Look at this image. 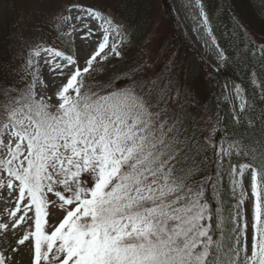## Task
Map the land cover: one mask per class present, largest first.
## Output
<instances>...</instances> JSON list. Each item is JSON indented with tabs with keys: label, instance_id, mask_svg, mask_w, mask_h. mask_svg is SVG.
I'll use <instances>...</instances> for the list:
<instances>
[{
	"label": "snow or ice",
	"instance_id": "1",
	"mask_svg": "<svg viewBox=\"0 0 264 264\" xmlns=\"http://www.w3.org/2000/svg\"><path fill=\"white\" fill-rule=\"evenodd\" d=\"M33 4L32 28L54 21L56 43L41 37L27 55L21 44L24 75L0 78V264H20L21 252L28 264H264V42L235 0L222 9L225 35L241 37L260 83L250 100L234 85L231 128L201 112L175 57L161 67L141 50L120 72L107 67L146 18L129 26L78 0ZM195 6L228 65L202 0ZM93 37L83 58L57 46Z\"/></svg>",
	"mask_w": 264,
	"mask_h": 264
},
{
	"label": "trees",
	"instance_id": "2",
	"mask_svg": "<svg viewBox=\"0 0 264 264\" xmlns=\"http://www.w3.org/2000/svg\"><path fill=\"white\" fill-rule=\"evenodd\" d=\"M68 1L77 2V0ZM112 1L116 8V14H119L125 22H129L132 25L135 21L140 20L141 23H143V17L141 18L139 13V11L141 12V9L138 7V4L142 3V0ZM154 1L162 14L167 32L166 38L156 54L158 63H161V66L163 67L169 59L175 57L178 63L179 78L185 85H194L196 84V81H198L199 83L203 82L206 87L207 96L204 103H201L196 95L201 112L210 117H214L215 114L219 112L222 125L226 123L227 126L231 128L232 115L228 110L227 104L222 99V77H229L231 80L239 83L249 100L258 96L260 81L258 73L257 86H254L251 82L250 74L254 70L259 69V64L251 56L244 57L241 55V53L245 51L242 47L239 49L237 47L240 45L241 37L236 36L228 38L225 35L226 31L231 29L232 23L228 15L222 10L224 4L227 3L228 0H202V6L211 20L213 35L217 37L221 49H225L226 55L230 58L229 64L224 66L220 71L213 70L191 49L190 45L182 36L180 26L174 18L168 1ZM78 2L84 4L85 0H78ZM143 4L145 7L147 5V8L149 7V9H153V0H144ZM23 5L24 2H22V0H9L6 4V8L8 9L7 16L3 18L1 23L2 34L0 35V42L5 49L10 50L11 52H20L21 44L23 45V49H25V44L31 41V39L27 38L28 31L23 30L18 22V19L20 18L19 11ZM235 7L239 15L250 25V31L255 34L254 39L256 40V43L259 44L264 42V22H262L258 15V13L264 10V0H252L251 3L249 0H235ZM149 14L150 11L147 10L144 19L147 18ZM154 26V22H148L147 25L143 27V30L145 27H147V30H151ZM17 32L23 33L24 40L22 42L16 39ZM144 36L141 40H136L132 36V44L136 49L139 48L140 51L143 49ZM146 60L148 59L146 58ZM253 64L256 65V68L251 66ZM123 68L125 67L116 71L120 72ZM181 74H184V77H181ZM225 184H227V180H225ZM230 195L231 194L227 189H225V196L227 197ZM232 202L235 203V201Z\"/></svg>",
	"mask_w": 264,
	"mask_h": 264
},
{
	"label": "rangeland",
	"instance_id": "3",
	"mask_svg": "<svg viewBox=\"0 0 264 264\" xmlns=\"http://www.w3.org/2000/svg\"><path fill=\"white\" fill-rule=\"evenodd\" d=\"M172 13L174 15V18L176 22L179 24L182 36L186 40V42L190 45L191 49L197 54V56L205 63H207L213 70L220 71L224 66H222L221 61L219 60L218 56V49H212L209 44L205 41L203 35L201 34V29L199 27L194 25V22L192 18L188 15L189 11V5L188 2L193 5L194 9H198L197 13L199 15V7L195 6V0H167ZM9 0H7V3ZM24 2V5L20 8V18L18 19V22L20 23L23 30H27V38L31 39L29 43L25 44V55H27V48L30 43L37 42L41 37L44 38V40H51L53 43H56L55 41V22H51L47 27H45L41 31H35L32 28V25L35 23V17L33 15L34 11V4L33 0H22ZM62 3H71L68 0H61ZM6 3V4H7ZM144 0H142V3L138 4V7L141 9L140 17L144 19L146 16L147 10L150 11V14L146 18L149 22H154L155 26L151 30L145 29L143 32L139 31L137 32L133 38L136 40H141L144 35H147L148 33H151L154 31V35L151 39L150 44H145V41L143 42V53H144V59H149V57H156L157 52L159 51L164 39L166 38L167 32H166V26L164 23V19L162 17L161 12L158 9L157 4H155V1L153 0V9H149L144 6ZM83 7L87 6H96L104 8L108 11H111L118 22L127 24L131 26L129 22H125L119 14H116V8L114 6V3L112 0H85L84 4H81ZM141 6V7H140ZM144 9H143V8ZM8 9L6 8V5L4 7V10L0 11V35L2 34V21L5 16H7ZM200 16V15H199ZM202 22V17H201ZM202 25V24H201ZM2 38V36H1ZM92 39H95V37L89 39L88 46L86 48L84 42L81 39L75 38L73 43H66L64 45H57L58 47L67 48L68 52L66 54H72L73 52L78 53L81 58L85 55L86 51H91V49L95 46L91 43ZM119 40V37L113 35L110 37L109 43H112L113 41ZM215 45V44H214ZM142 47V46H141ZM221 48V47H220ZM17 52H11L10 50L5 49L2 46V43L0 42V78L13 80L18 78L21 75H24L23 70V58L16 56ZM141 56V51L135 48L133 44H131L127 50L126 55L123 60H120L118 58H113L107 65L109 69H115V72L118 73V69L122 67L129 66L132 62L138 60ZM166 59V57H165ZM161 66V63H159ZM114 65V66H112ZM215 66H217L219 69L216 70ZM162 67V66H161ZM44 71V77L47 79L49 77V73L46 70ZM252 73L250 74L251 78ZM181 77H184V74H181ZM105 77L103 75L97 77V79L103 80ZM222 87H223V101L227 104L228 110L230 111L231 115L233 114V107L235 106L236 111H239V101L235 99V89L234 85L239 83L231 80L229 77H222L221 79ZM253 84V83H252ZM254 85V84H253ZM194 87L195 93L201 103H204L206 101V87L203 82L196 81V84L192 85ZM254 86H257L255 84ZM241 89L242 86L240 85ZM242 95H245L243 92ZM247 99V97H246ZM201 109V108H200ZM247 176V174H246ZM250 188V177L247 178L244 189L247 194L250 195L248 192V189ZM237 197L239 196V189H237ZM54 221H50V223H53ZM18 261H20V264H28V259L26 252H21L18 254Z\"/></svg>",
	"mask_w": 264,
	"mask_h": 264
},
{
	"label": "bare ground",
	"instance_id": "4",
	"mask_svg": "<svg viewBox=\"0 0 264 264\" xmlns=\"http://www.w3.org/2000/svg\"><path fill=\"white\" fill-rule=\"evenodd\" d=\"M188 5H189V13L188 15L192 18L193 22H194V25L197 27H199V29H201V34L203 35L205 41L209 44V46L212 48V49H215L216 50V47L214 45V43L212 42L211 38L208 36L202 22H201V17L198 15L197 11L198 9H194L193 5H191L190 2H188ZM202 24V25H201ZM215 69L218 70L219 68L217 66H215ZM249 178V177H248ZM248 192L250 193L251 192V188L248 189Z\"/></svg>",
	"mask_w": 264,
	"mask_h": 264
}]
</instances>
